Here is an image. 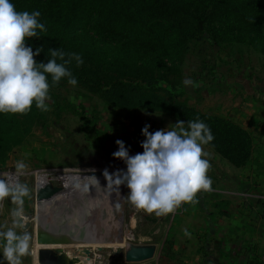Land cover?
<instances>
[{
    "label": "rangeland",
    "instance_id": "374dc122",
    "mask_svg": "<svg viewBox=\"0 0 264 264\" xmlns=\"http://www.w3.org/2000/svg\"><path fill=\"white\" fill-rule=\"evenodd\" d=\"M262 32L260 49L250 44V34L215 48L206 42H192L179 67L170 72L175 85L185 88L178 100L245 129L252 139V153L249 164L236 166L218 146L206 145L212 190L198 193L195 202L182 204L166 216L135 209L126 199V186L122 185L120 192L106 189L103 171H126L120 168L124 161L112 155L118 150L116 140L124 142L129 155L142 153L145 125L154 132L171 129L183 120L153 108L107 104L77 85L57 84L47 102L49 111H41L40 118L34 121L27 120L28 129L21 133L19 142L4 150V160L0 161V174L14 172L17 161L27 165L20 180L28 185L30 194L22 205L24 227L17 231L27 230L32 241L30 254L23 257L22 264H55L61 254L65 256L63 264H163L161 253L165 248L169 251L167 264H212L208 257L217 264H250L249 259L264 264V252L257 247L252 232L255 228L264 233V23ZM106 46L109 56V43ZM185 79L193 84L186 86ZM53 98L57 102L63 98L66 103L71 101L73 107H54ZM93 158L100 162L99 166H95ZM87 162L91 165L83 166ZM77 174L103 179L99 180L101 187H90L86 193L65 188L67 177ZM43 188L57 191L44 192ZM40 189L45 217L62 224L61 210L78 209L82 212L78 222L93 232L108 231L109 242L53 246L38 243ZM15 208L11 198L0 201V230L12 225ZM202 244L212 250L207 258L199 250ZM143 245L154 246L155 254L140 262H127L113 253L114 249L126 252ZM0 264H7L2 251Z\"/></svg>",
    "mask_w": 264,
    "mask_h": 264
},
{
    "label": "trees",
    "instance_id": "16d2710c",
    "mask_svg": "<svg viewBox=\"0 0 264 264\" xmlns=\"http://www.w3.org/2000/svg\"><path fill=\"white\" fill-rule=\"evenodd\" d=\"M18 11L38 10L46 27L39 37L28 38V46L42 52L35 59L47 62L50 49L81 56L83 63L69 65L77 86L97 94L107 104L141 106L163 111L188 121L199 119L208 125L210 142L236 166L251 160L252 139L245 129L216 114H208L178 100L185 94L170 72L177 69L188 45L206 42L212 48L225 41L263 43L264 0H10ZM109 43L110 55L107 56ZM59 62V61H58ZM51 85V77L49 76ZM68 83L62 79L58 84ZM57 84L51 85V90ZM60 100V99H59ZM66 99L54 107H73ZM63 103V106H62ZM35 105L26 114L0 113V161L4 150L21 139L27 120L40 118ZM203 257L211 249L199 246ZM169 251L161 253L167 264ZM208 262L217 264L208 257ZM248 263L256 264L253 259Z\"/></svg>",
    "mask_w": 264,
    "mask_h": 264
},
{
    "label": "clouds",
    "instance_id": "9594fccd",
    "mask_svg": "<svg viewBox=\"0 0 264 264\" xmlns=\"http://www.w3.org/2000/svg\"><path fill=\"white\" fill-rule=\"evenodd\" d=\"M41 13L18 11L10 0H0V113L26 114L32 106L49 111L48 101L51 85L67 79L70 85L77 84L69 68L72 61L77 67L83 63L80 55L65 53L60 49H50L47 62H37L42 49L28 46V38L39 37L46 27L39 21ZM59 61V62H58ZM51 77V85L49 83ZM183 83L192 85L185 79ZM145 125L142 135V153L129 155L121 140H116L118 150L112 153L116 159L123 160L125 170L110 173L107 169L103 176L106 189L126 186L129 190L126 199L137 210L156 216L174 213L182 204L193 203L200 192L212 190V180L208 175L211 167L210 153L205 151L214 136L207 124L196 119L178 120L169 129L149 132ZM27 165L17 161L14 172L0 174V201L11 198L17 205L13 209L12 225L0 230V251L7 264H22L23 257L30 254L31 234L23 229L25 217L22 205L30 194L27 184L21 182ZM95 172V169H89ZM72 187L86 193L90 187H101L95 175H69L64 187ZM117 209L120 208L116 204ZM187 235V232H185Z\"/></svg>",
    "mask_w": 264,
    "mask_h": 264
},
{
    "label": "water",
    "instance_id": "95a60500",
    "mask_svg": "<svg viewBox=\"0 0 264 264\" xmlns=\"http://www.w3.org/2000/svg\"><path fill=\"white\" fill-rule=\"evenodd\" d=\"M93 162L95 166H99L100 162L93 158ZM91 163H84L83 166H90ZM120 168L126 169L125 162L120 163ZM44 192H55L50 190H45ZM40 193L38 195V209H37V242L42 245H69V244H82V243H92V244H105L108 243V238L105 235H97L92 230L85 229L84 225L79 223L78 220H82L79 217L80 213L77 210L70 212L66 207L64 210H61L60 213L63 215L64 223H56L47 225L45 222V211L42 208L40 199V194L42 193V189H40ZM70 201V200H69ZM66 211V212H65ZM77 211V212H76ZM80 213V214H78ZM77 219V223H74V220ZM43 252V250H41ZM46 251V250H44ZM48 251V250H47ZM49 252H54L53 249H49ZM114 255H117L119 258H123L127 262H140L143 260H147L154 256L155 247L152 245H143L129 248L126 252H123L119 249L113 250ZM64 254H61L57 257L55 264H63ZM41 264H52V263H42ZM72 264V263H68Z\"/></svg>",
    "mask_w": 264,
    "mask_h": 264
},
{
    "label": "crops",
    "instance_id": "0c3cea01",
    "mask_svg": "<svg viewBox=\"0 0 264 264\" xmlns=\"http://www.w3.org/2000/svg\"><path fill=\"white\" fill-rule=\"evenodd\" d=\"M263 231H264V229H263ZM252 232L255 233V236L253 239L254 242L256 243L257 247L258 248L260 247L259 249H261L264 252V233L261 234V231L259 229L256 230L255 228Z\"/></svg>",
    "mask_w": 264,
    "mask_h": 264
},
{
    "label": "bare ground",
    "instance_id": "6f19581e",
    "mask_svg": "<svg viewBox=\"0 0 264 264\" xmlns=\"http://www.w3.org/2000/svg\"><path fill=\"white\" fill-rule=\"evenodd\" d=\"M98 180H103V179H98ZM121 219V218H120ZM45 222L47 223V225H51V224H56V223H58V221L55 219V218H47V216L45 217ZM116 226V225H115ZM119 226H120V220L117 222V226H116V229L118 230L119 229ZM95 234H97V235H105V236H107V233H108V231H106V233H105V231L104 232H100V231H95L94 232Z\"/></svg>",
    "mask_w": 264,
    "mask_h": 264
}]
</instances>
